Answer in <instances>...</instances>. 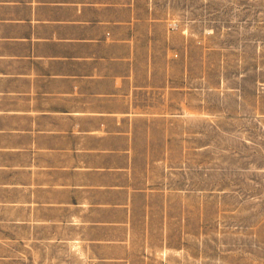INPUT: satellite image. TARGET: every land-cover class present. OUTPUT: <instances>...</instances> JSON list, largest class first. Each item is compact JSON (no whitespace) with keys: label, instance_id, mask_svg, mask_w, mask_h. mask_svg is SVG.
<instances>
[{"label":"crops","instance_id":"1","mask_svg":"<svg viewBox=\"0 0 264 264\" xmlns=\"http://www.w3.org/2000/svg\"><path fill=\"white\" fill-rule=\"evenodd\" d=\"M171 24L156 0H0V264H223L190 254L206 60Z\"/></svg>","mask_w":264,"mask_h":264},{"label":"rangeland","instance_id":"2","mask_svg":"<svg viewBox=\"0 0 264 264\" xmlns=\"http://www.w3.org/2000/svg\"><path fill=\"white\" fill-rule=\"evenodd\" d=\"M156 2L171 29L190 33L192 58L206 60V118L192 117L189 134L192 193L205 174L190 254L200 236L223 264H264V0Z\"/></svg>","mask_w":264,"mask_h":264}]
</instances>
